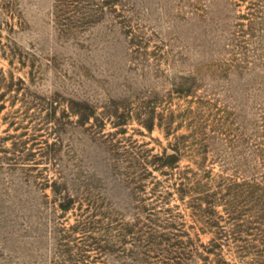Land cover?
<instances>
[{
	"label": "rangeland",
	"instance_id": "374dc122",
	"mask_svg": "<svg viewBox=\"0 0 264 264\" xmlns=\"http://www.w3.org/2000/svg\"><path fill=\"white\" fill-rule=\"evenodd\" d=\"M0 264H264V0H0Z\"/></svg>",
	"mask_w": 264,
	"mask_h": 264
},
{
	"label": "trees",
	"instance_id": "16d2710c",
	"mask_svg": "<svg viewBox=\"0 0 264 264\" xmlns=\"http://www.w3.org/2000/svg\"><path fill=\"white\" fill-rule=\"evenodd\" d=\"M175 160H176L175 157L173 155H170L166 158L163 165L164 166H171V165H173V163H175Z\"/></svg>",
	"mask_w": 264,
	"mask_h": 264
}]
</instances>
